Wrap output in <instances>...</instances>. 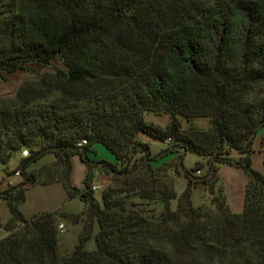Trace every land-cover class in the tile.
<instances>
[{"label": "trees", "instance_id": "trees-1", "mask_svg": "<svg viewBox=\"0 0 264 264\" xmlns=\"http://www.w3.org/2000/svg\"><path fill=\"white\" fill-rule=\"evenodd\" d=\"M31 64L48 70L0 99V161L19 156L23 176L0 190L11 212L0 217L9 232L0 264H264V173L252 161L264 132V0H0V77ZM180 117L208 118L210 126L184 128ZM140 133L181 158L205 159L185 168L180 194L153 166ZM96 143L116 161L94 159ZM46 155L53 159L36 167ZM74 155L87 165L82 188L71 181ZM221 163L248 176L239 213L217 185ZM97 165L111 180L101 199L92 189ZM53 182L86 208L27 218L28 189ZM198 183L209 202L194 204ZM158 201L164 209L149 216ZM65 218L84 228L62 257Z\"/></svg>", "mask_w": 264, "mask_h": 264}, {"label": "crops", "instance_id": "crops-1", "mask_svg": "<svg viewBox=\"0 0 264 264\" xmlns=\"http://www.w3.org/2000/svg\"><path fill=\"white\" fill-rule=\"evenodd\" d=\"M150 143V148L152 154L155 155V159L152 164L156 168H161V173H168L170 177H174L175 190L180 194L187 185V177L184 175L185 168H191L186 165L185 160L187 152L180 158L182 161V166H173V162L176 161L178 153L176 151H168V143L161 142L156 139L146 138L143 140ZM160 143V147L153 149V142ZM254 153L252 154V161L255 168L264 173V132L258 133L254 139ZM94 153H91L92 157L96 160H107L110 162H115L116 159L112 156L108 150L102 146L100 143H96L93 146ZM193 162L199 160L205 161L201 156L194 153ZM52 156V155H50ZM237 157V154L235 155ZM49 157V156H48ZM53 157V156H52ZM50 158L52 160L53 158ZM19 162V156L11 159L8 164H3L0 161V190L11 185L19 184L23 181V176L21 173L16 174L17 165ZM193 164V163H192ZM20 172V171H19ZM87 172V165L81 159L79 155L72 156V173L71 181L76 187L82 188L84 179ZM218 175V187H221L222 193L225 196L231 210L233 212L239 213L243 210L244 198H245V187L248 181V176L243 168L237 167L230 164L221 163L218 165L217 170ZM110 175H108L100 165L93 168V184H98L104 189L110 184ZM101 191L95 190L96 196L101 199ZM211 194L204 183H198L193 187L192 200L194 204H202L209 202ZM173 206L176 205V201L172 202ZM156 210L162 211L164 205L161 201L156 203ZM60 208L64 213H78L86 208V203L81 200L80 196L68 197L66 189L59 182H53L45 185H34L30 187L26 194V201L21 205V209L27 218L32 217L34 214L51 211ZM0 217L2 221H7L11 217V212L9 210L7 202L0 197ZM64 224V232H72L70 230V225H72L69 219L65 218L61 221ZM76 229H82V223H76ZM9 232L3 228H0V240L7 236ZM64 238V237H62ZM90 249H95V243L92 242Z\"/></svg>", "mask_w": 264, "mask_h": 264}, {"label": "rangeland", "instance_id": "rangeland-1", "mask_svg": "<svg viewBox=\"0 0 264 264\" xmlns=\"http://www.w3.org/2000/svg\"><path fill=\"white\" fill-rule=\"evenodd\" d=\"M54 65H59V62L56 60L54 63ZM46 70H48V67L41 65V64H31L28 70H19L16 73L13 74H7L5 75V79H2L0 77V99L1 98H9L14 96V94L16 93L18 87L25 81V80H32V79H36L37 76L41 75L42 73H44ZM147 118L149 120L155 121L156 123L165 126L168 123L169 117L167 115H156L154 113H148ZM182 125L184 128L190 126V125H194L200 128H208L210 126L209 123V119L208 118H192L190 120H187L184 117H180ZM139 138L141 140H146V138H149V136H147L146 134L140 133L139 134ZM101 144V143H100ZM102 146H104L108 152L114 156L111 151L103 144H101ZM169 146V145H168ZM157 147H160V143H158L156 141V143L153 142V149H156ZM254 153V152H253ZM152 154V152H151ZM181 154V153H180ZM19 155H21V153H19ZM158 155L156 154H152V156ZM49 156V157H48ZM194 153H187L186 156V160L185 163L186 165L193 167V165L195 164L193 162V157H194ZM52 156L50 155H46L44 156L42 159L39 160L38 164L36 167H41V165L43 164H47L49 163L51 160ZM53 158V157H52ZM180 156L179 154L177 155L176 161L173 162V166L176 165V167H178V162L182 163V161H180ZM193 163V164H192ZM206 168L202 169L199 173L196 172V174H203L205 172ZM166 176H169L168 173H165ZM172 179H174V177H172ZM104 189H102L103 191ZM95 191V190H94ZM102 193V192H101ZM176 201V200H173ZM210 201V199H209ZM149 208H153L152 206ZM161 211L160 210H154L153 212L151 211L149 214V216L153 215V214H159ZM85 220V218L83 219ZM70 223L72 225H70V230L72 232H69L68 234L66 233H59V240H58V251H59V255L62 257H66L71 255V253L73 252L75 246L79 243V236L81 234V232L83 231L84 228V221H81L82 223V229L79 230L76 229V226H74L76 223H72L71 220H69ZM64 237V238H62ZM92 242H94L93 239H90L87 242V247L90 249V246L92 245Z\"/></svg>", "mask_w": 264, "mask_h": 264}, {"label": "built area", "instance_id": "built-area-1", "mask_svg": "<svg viewBox=\"0 0 264 264\" xmlns=\"http://www.w3.org/2000/svg\"><path fill=\"white\" fill-rule=\"evenodd\" d=\"M86 143H87V140H86V139H82V140L78 143V145H79V146H82V145H84V144H86ZM28 154H29V152H28L27 149H23V150H22V155H23V156H27ZM199 172H200V171H197V173H199ZM19 173H20L19 171L16 172V174H19ZM92 189H93V190H98V191H101V190H102L101 186H99L98 184H93V185H92ZM58 231H59L60 234L64 232V224H63L62 222H60V223L58 224Z\"/></svg>", "mask_w": 264, "mask_h": 264}]
</instances>
